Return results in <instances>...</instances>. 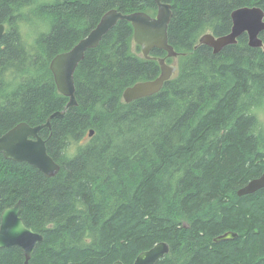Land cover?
Segmentation results:
<instances>
[{
	"label": "trees",
	"instance_id": "obj_1",
	"mask_svg": "<svg viewBox=\"0 0 264 264\" xmlns=\"http://www.w3.org/2000/svg\"><path fill=\"white\" fill-rule=\"evenodd\" d=\"M162 1L177 70L159 92L122 101L159 75L158 59L174 58L133 51V27L120 19L76 67V105L39 132L57 174L0 153V213L20 201L25 226L42 235L27 263L12 247L0 248V264H132L159 242L169 251L155 264H264V187L237 195L264 173V31L261 47L246 34L216 53L198 44L227 34L238 8L264 12V0ZM110 9L157 13L154 0H0V136L64 110L49 63ZM35 19L48 27L28 41ZM226 232L237 237L215 240Z\"/></svg>",
	"mask_w": 264,
	"mask_h": 264
},
{
	"label": "water",
	"instance_id": "obj_2",
	"mask_svg": "<svg viewBox=\"0 0 264 264\" xmlns=\"http://www.w3.org/2000/svg\"><path fill=\"white\" fill-rule=\"evenodd\" d=\"M157 5V13L154 17L144 12L123 14L117 9L106 11L96 26L87 35L81 38L69 50L54 56L49 69L53 75L57 91L68 98L63 111L54 112L47 118L45 123L30 126L20 122L0 136V153L4 158L16 162H25L38 169L46 177L57 174L59 165L48 154L46 140L39 132L42 128H50L51 118H60L66 108L76 105L75 85L73 74L79 62L83 59L85 51L98 45L102 37L120 20H126L133 27V42L139 45L144 58H150L149 53L153 48L163 49L168 57H176L172 46L168 44L167 27L172 15L171 6L168 2L154 0ZM232 26L230 31L219 37L211 33L203 34L198 44L209 46L214 53L223 47L237 42V38L246 34L247 43L250 47H261L260 33L264 31V12L257 6L241 7L231 13ZM4 26L0 25V36ZM160 73L154 78L143 82H137L127 87L122 93V101L128 103L132 100L151 96L160 91L165 81L176 74L177 67L158 59ZM93 132L90 130L89 136ZM264 187V173L251 179L237 191V195L251 194ZM235 233L226 232L216 238V241L233 240ZM42 240V235L26 227L20 217V201L13 206L4 208L0 213V248H19L27 263L37 243ZM169 251L166 242L154 244L147 250L140 252L132 264H155ZM113 264H123L115 261Z\"/></svg>",
	"mask_w": 264,
	"mask_h": 264
},
{
	"label": "rangeland",
	"instance_id": "obj_3",
	"mask_svg": "<svg viewBox=\"0 0 264 264\" xmlns=\"http://www.w3.org/2000/svg\"><path fill=\"white\" fill-rule=\"evenodd\" d=\"M41 22L40 20L38 19H35L34 21H32L31 24L27 25L24 29H23V34L25 35V37L27 38L28 41H32L33 37L40 31H46L47 30V24H44V23H39ZM46 25V26H45ZM46 29V30H45ZM132 48H133V51H134V48H135V43L132 42ZM142 55V54H141ZM174 58V57H173ZM177 64V60L176 58H174L172 61H171V64L170 65H175L176 66ZM256 115H257V118L262 126V128L264 129V104L260 107L259 110H257L256 112Z\"/></svg>",
	"mask_w": 264,
	"mask_h": 264
},
{
	"label": "clouds",
	"instance_id": "obj_4",
	"mask_svg": "<svg viewBox=\"0 0 264 264\" xmlns=\"http://www.w3.org/2000/svg\"><path fill=\"white\" fill-rule=\"evenodd\" d=\"M76 145L73 144L72 142H69L67 146L64 149V154L68 157L71 158L73 155L76 153Z\"/></svg>",
	"mask_w": 264,
	"mask_h": 264
}]
</instances>
